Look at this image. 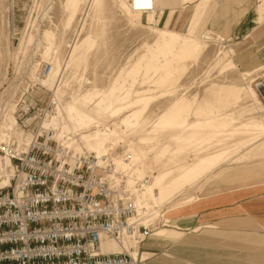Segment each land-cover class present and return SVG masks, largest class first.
Masks as SVG:
<instances>
[{
  "label": "rangeland",
  "instance_id": "obj_1",
  "mask_svg": "<svg viewBox=\"0 0 264 264\" xmlns=\"http://www.w3.org/2000/svg\"><path fill=\"white\" fill-rule=\"evenodd\" d=\"M159 1L161 12L195 0ZM251 3L263 22L264 0ZM191 4L188 23L175 29L157 22V11L132 9V0H0V161L4 145L47 130L77 151L111 153L128 169L130 186L134 177L148 178L140 198L153 211L152 233L174 237L154 241L162 248L156 254L150 237L143 246L129 241L136 264H264V226L241 213L224 218L234 214L229 207L199 219L196 231L181 224V207L205 187L202 194L222 197L230 188L264 187V105L256 88L264 63L238 54L239 39L213 28L231 11L229 0ZM177 39L199 46L173 60L170 40ZM22 110L39 113L26 128L17 118Z\"/></svg>",
  "mask_w": 264,
  "mask_h": 264
},
{
  "label": "built area",
  "instance_id": "obj_2",
  "mask_svg": "<svg viewBox=\"0 0 264 264\" xmlns=\"http://www.w3.org/2000/svg\"><path fill=\"white\" fill-rule=\"evenodd\" d=\"M139 7L152 11V0ZM256 85L264 105V85ZM28 114L17 113L25 128L39 115ZM3 153L10 164L0 186V264H136L124 241L141 245L154 227L110 153L76 152L49 130L6 144ZM103 240L120 251H103Z\"/></svg>",
  "mask_w": 264,
  "mask_h": 264
},
{
  "label": "crops",
  "instance_id": "obj_3",
  "mask_svg": "<svg viewBox=\"0 0 264 264\" xmlns=\"http://www.w3.org/2000/svg\"><path fill=\"white\" fill-rule=\"evenodd\" d=\"M197 1L200 0H195L194 2H186L182 7H180L181 5L175 7L166 6L162 9L161 12L160 9L157 8L156 20L163 25L167 23L169 27L175 29L178 27L183 28L188 23L193 12V10L189 11V9H193L191 3H196ZM141 2L145 3V1ZM251 2L252 0H229L228 7L231 8V11H229V13H227V15L223 19H214L213 28L219 32L224 33L226 37L239 39L238 41L234 42V46L236 45L235 49H237L238 54H241L243 52H250L258 55L259 57L261 56L259 59L262 60L258 61L257 59V61L255 62L259 64L261 62L264 63V21L257 22L255 20L257 19V17L251 9ZM156 4H162V1L158 0ZM142 17L143 19H146L147 15L143 13ZM249 68H252V66ZM254 186L255 185H248L244 188H230L229 190L225 191L224 194L227 195H224L223 197L221 196L222 193L202 194L201 192L206 187L203 188L201 192H198L194 195L197 198L195 201L185 204L181 207L182 226H187L185 227V229L193 227V225L199 219H205V217H207L209 214L211 216L214 213L217 215H221V209H228V207L231 211H233L234 214H229V216L224 218H238L240 217L238 213H241L242 215L249 217L252 221L256 222L260 226H264V187L262 188L261 192L254 193ZM244 195L245 198L241 200L238 199V197L240 198ZM190 196H193V194L189 193L187 197ZM222 201L228 203L222 205ZM217 209L219 211L216 212ZM217 219H223V217ZM203 226L215 227L213 223H206ZM195 227L197 226H194L191 231H196V229H194ZM157 233L158 232L152 233L149 236L151 237V239H153V241H151L149 243L150 245L147 246V248H149L150 251H153V253L155 254L159 253L162 248H154V241H161L162 238H167L166 240H174V237L172 238L170 234H167L164 231H159V233ZM160 234L161 236H159ZM179 240L180 238H178L175 242H171V244H166L175 245L176 242H180ZM189 241L191 240L187 239L186 241H181L184 242V244H182V247L185 244L189 243ZM110 242V240L105 241L107 251H116L115 246H113ZM144 244L142 243L141 246H143ZM167 251H169L167 253L171 254L172 258L179 256L174 251H172V249L170 250V248H168ZM142 253L143 251L141 252V256L143 255ZM161 255H163V253H161ZM145 259H147V256L143 260ZM190 260L192 261V259ZM157 262L158 261L154 260L152 263L156 264Z\"/></svg>",
  "mask_w": 264,
  "mask_h": 264
},
{
  "label": "bare ground",
  "instance_id": "obj_4",
  "mask_svg": "<svg viewBox=\"0 0 264 264\" xmlns=\"http://www.w3.org/2000/svg\"><path fill=\"white\" fill-rule=\"evenodd\" d=\"M141 1H145L146 4L148 3V0H137V1L136 0H132V9L135 6V9L136 10L142 11L143 9H141L139 7V5L140 4H145V3L141 2ZM157 2H158V0H152L153 9H152V11H148V13L154 14L156 12L155 9L159 8V5L156 4ZM173 38L174 37H172V39ZM198 46L199 45H197V43L192 42V41H189V40L187 41V39H185V40H180V39L170 40L169 51H170L171 54H173V60H178L181 57H184V58L187 57L191 52H193L194 50H197ZM172 74H173V72H172ZM168 75H169L168 73H165L162 76L164 78H167ZM260 83H261V85H264V81H262ZM144 99H145V97H141V98L137 99L135 102L138 103V102H141ZM106 100L109 101L108 99H106ZM260 103H262V102H260ZM109 106L110 105H107V107H109ZM178 112H179L178 106L175 104L172 115L175 117V116H177ZM103 134H104V132H103ZM98 135H99V133H98ZM103 141H104V139H103ZM101 142H102V140H101ZM61 144H66V145H68L70 147V145L68 143H61ZM74 151L80 152V151H77L76 149H74ZM104 154H109V153H104ZM96 156H98V155H96ZM110 156L112 157V154L111 153H110ZM118 156H124L125 157L124 159H127L128 158V155H118ZM112 163H113V166L115 167V170L118 173H120V174H122V175L125 176L124 177V186L127 189V191L130 192L133 195V197L136 199L137 204L140 205V207H141V212H140L141 216L144 217L145 219H147L146 221L153 220V218L151 217V215L153 213L151 207H149L148 205L146 206V203L140 198V192H142L144 190L146 184H148V182H149L148 178H144V179L140 180L137 177H134V184L132 186H130L128 184V181L126 180L127 170L128 169H120L119 166L117 165V162L115 161V158L114 157H112ZM9 164H10V161L7 158V156H2L1 157V161H0V174L2 175L1 180H0V186H5L8 183V176H9L8 175V173H9L8 166H9ZM5 178H6V180H4ZM130 178H133L132 177V174H131ZM159 236H161V234ZM105 241L106 240H103V242L101 244V247H102V250L103 251H107V247L105 245ZM129 241L130 240H128V239L124 241V247L132 255V257L136 260L137 258H135L134 255L132 254V251H131L132 248L127 246V243ZM110 243L113 246H115L116 251H120L121 248L114 241H111ZM148 245H149V243H148ZM140 261H143L142 256H141Z\"/></svg>",
  "mask_w": 264,
  "mask_h": 264
}]
</instances>
